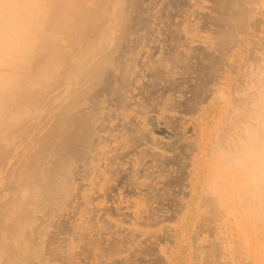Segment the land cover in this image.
<instances>
[{
  "label": "bare ground",
  "instance_id": "obj_1",
  "mask_svg": "<svg viewBox=\"0 0 264 264\" xmlns=\"http://www.w3.org/2000/svg\"><path fill=\"white\" fill-rule=\"evenodd\" d=\"M177 3L0 0V264H264V0Z\"/></svg>",
  "mask_w": 264,
  "mask_h": 264
},
{
  "label": "rangeland",
  "instance_id": "obj_2",
  "mask_svg": "<svg viewBox=\"0 0 264 264\" xmlns=\"http://www.w3.org/2000/svg\"><path fill=\"white\" fill-rule=\"evenodd\" d=\"M168 2H169V5H171L170 8L172 7V8H171L172 10H173V7H175V4L178 5V3H177L178 0H167V3H168ZM175 2H176V3H175ZM172 4H174V5H172ZM176 7H177V6H176ZM176 7H175V8H176ZM170 8H169V9H170ZM175 8H174V9H175ZM171 9H170V11H171ZM173 11H174V10H173ZM201 52H202V53H201V55H202L204 52H203V51H201ZM198 68H199V67H198ZM201 68H202V69H201ZM201 68H199V69H200L201 71L203 70V73H204L205 68H204V67H201ZM199 69H198V72L200 71ZM200 74H202V72H200ZM151 122H152V120H151ZM151 122H150V123H151ZM150 125L153 127V129H154L156 132H159V133H161V134H163V135H165V136H168V134H167L168 132L165 133V132H166L165 130L160 129L159 127H156V125L154 124V122L151 123ZM154 126H155V127H154ZM163 131H164V132H163ZM166 134H167V135H166Z\"/></svg>",
  "mask_w": 264,
  "mask_h": 264
}]
</instances>
